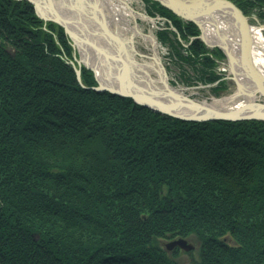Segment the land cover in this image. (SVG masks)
Masks as SVG:
<instances>
[{
	"label": "trees",
	"instance_id": "16d2710c",
	"mask_svg": "<svg viewBox=\"0 0 264 264\" xmlns=\"http://www.w3.org/2000/svg\"><path fill=\"white\" fill-rule=\"evenodd\" d=\"M144 1L166 20L158 38L181 81H220L219 94L223 52ZM231 1L264 20V0ZM74 50L30 2L0 0V264H181V251L264 264V121L163 115L89 88L85 67L83 87ZM179 238L198 246L161 244Z\"/></svg>",
	"mask_w": 264,
	"mask_h": 264
},
{
	"label": "water",
	"instance_id": "95a60500",
	"mask_svg": "<svg viewBox=\"0 0 264 264\" xmlns=\"http://www.w3.org/2000/svg\"><path fill=\"white\" fill-rule=\"evenodd\" d=\"M30 2L37 13V15L44 20L45 22H53L57 23L64 27L66 32L70 35L71 39L74 41L73 47L77 49L81 55V59L77 60L76 65L74 62H71V65L76 71L77 78L81 86L86 87L82 81L81 76V65L83 64L87 68L92 69L95 72V77L97 79V86L89 87L96 91H109L113 94L123 96V97H130L132 98L135 103L145 106L154 112L161 113L163 115H168L171 117H175L178 119H182L185 121H213V120H261L264 121V72L261 71L255 64L253 59V47L255 46L254 39H253V28L249 22L248 16L244 14V12L240 9V7L235 4L231 0H154L162 4L163 6L172 10L174 14L182 18L186 22L195 23L201 31V35L196 37L201 39L206 45L210 48L219 47L221 48L226 57H227V64L229 63L230 66V74H232V78L235 82L237 87V95L241 96V86L240 81L236 77H240L241 80L247 79L253 88V93L248 94L249 99L253 102H247L242 105L240 108L235 107H228V105L223 108H215V107H207L204 105L203 102H199L196 100H191L185 94L181 93L180 89H176L179 94L174 93L173 91H163L159 88H152L150 84L147 86L143 85L140 87V83L138 81L137 85H133L131 78L129 75L124 73L123 69L122 72L118 73V77L115 82H105L103 83L98 71L95 67L89 66L85 56H82L84 53L83 45L81 42L76 40V34L73 32V28L77 27L76 23L72 22L68 18L65 19L61 16H54L51 14L46 13L38 1L36 0H27ZM217 15H220L222 18H218ZM229 15H233V19L228 18ZM81 17L79 16V19ZM218 19L217 21H222L225 25L232 27L233 30L231 33L232 38L229 39L231 42V46L234 48H229L226 45V41L224 44L220 43H212L208 41L206 35L205 26L211 24V20ZM78 19V20H79ZM218 23V22H216ZM229 24V25H228ZM103 27H105V23H103ZM218 27V26H217ZM216 28V27H215ZM216 32L219 34L218 28ZM222 34V33H220ZM224 35V34H223ZM223 37V36H222ZM226 36L223 38L225 39ZM195 39V37L193 38ZM118 40V39H117ZM117 40H114L116 43ZM226 40L228 38L226 37ZM87 43V42H86ZM95 49L100 48L96 44L90 43ZM116 44H110V47L115 50ZM123 45L120 43L119 45ZM103 47V46H102ZM101 47V48H102ZM132 47L131 53L134 54L132 57L136 56L135 48ZM102 51V50H100ZM97 52V50H96ZM99 52V51H98ZM130 53V54H131ZM129 54V55H130ZM116 54H114L115 56ZM129 55H127L129 57ZM118 56V58H117ZM105 57V52H104ZM98 58V57H97ZM114 63L117 66V70L120 72V64L122 61L120 60L119 54H117L114 58ZM139 61V60H136ZM140 65H144L146 63L140 62ZM234 63V64H233ZM236 63V64H235ZM165 70V69H164ZM167 76V73L165 71ZM168 80V76H167ZM145 87V89H144ZM87 88V87H86ZM236 95V97H237ZM178 100V105L173 100ZM214 100H228L229 104L233 102L231 98L226 99H212ZM244 100V99H243ZM241 100L238 105L243 101ZM234 103V102H233ZM229 108L228 110H225ZM176 247L188 252L195 248V245L188 242L187 239L179 238L173 241H170L166 244V248L168 250H172Z\"/></svg>",
	"mask_w": 264,
	"mask_h": 264
},
{
	"label": "bare ground",
	"instance_id": "6f19581e",
	"mask_svg": "<svg viewBox=\"0 0 264 264\" xmlns=\"http://www.w3.org/2000/svg\"><path fill=\"white\" fill-rule=\"evenodd\" d=\"M36 1H38L42 9L48 14H51L54 16L58 15L65 19H67L68 16H69L68 19L75 18L74 23H76L75 25H77V27L75 28L74 26L73 32L77 36L76 40L78 42H81V44L83 45V49L85 46V49L83 51L84 54L82 56H85L84 58H86L89 66L96 68L103 83H105L106 81L115 82L116 80H118L117 79L118 73L120 75V73L122 72L121 70L123 69L124 73L129 75V78H131V81L135 82V83H132L134 86L137 85L139 82L140 87H142L143 85L147 86L148 84H150L152 88L156 87V88L162 89L165 92L173 91L174 93L179 94L178 91L174 87H172V85H170L169 80H167L165 70L163 66L161 65L160 58L158 56V48H157L158 43H157L155 36L152 34V32L149 34H145L138 27H132L128 23L127 17L129 16V13H131L134 16V12L132 11V8L130 6L129 8H126L127 5L126 7L125 6L122 7L116 4L114 0H107L109 11H112L111 8H113L115 9V12H113L114 19H110L111 21H106V22L110 24V22H112L113 20L117 25H119V32H118V35H116L114 34L113 30L109 28V25L106 23H105V26H106L105 28L107 30L104 29L105 30L104 31L101 29L100 32H96V29L91 25V21H89L91 20L90 18L86 16H81L78 13H74L73 11L70 12L68 9H67L69 12L68 16L67 17L63 16L64 10H66V6H64L63 4L53 3L51 0H36ZM79 1H81L80 3L82 4L83 0H79ZM104 1L105 0H103L102 2ZM121 1L126 2V0H121ZM90 3H93V2H90ZM79 16L81 17L80 19H79ZM118 17H121V19H123V21L125 22L124 27H122L123 26L122 22L120 21V19H118ZM217 17L222 18L220 15H217ZM228 18L233 19V15H229ZM217 20H218L217 18H216V21L212 19L211 24H208L205 26L208 41L212 43L215 42V43H220V44H224V42L226 41L225 43L226 45H228L229 48L231 49L234 48L231 46V42H229V39L232 38L231 37L232 35L230 32H232L233 28L229 26L227 28L225 27L227 25H225L222 21L219 22ZM79 24H82V25H79ZM217 28L219 30V34L216 32ZM129 29L133 31L132 36H135V34L137 33L141 35L142 37H144V40L149 44L148 46H150V49H152L153 54H154V55H151L153 57H150L151 59L150 62H147L144 65H140L139 61H136L137 58L132 57V55L135 54V53L134 54L131 53L132 51L131 46L133 45V43L124 42L118 37V36L123 37L126 34H128ZM106 32L108 33V35L106 34ZM263 32H264V25H260L259 27L254 26L252 33H253V39H254L253 44H255V46L253 47L252 53H253V59H254L256 66L261 71L264 72V35H263ZM222 36L223 37L226 36L228 40H226V37L224 39ZM117 37L119 38V40H117L118 39ZM114 40H117V44L111 43V42H115ZM90 43H92L93 45L96 44L100 48L95 49ZM120 43H123V45L122 44L119 45ZM71 44L73 45V43ZM110 44L117 45L115 46V50H113V48L110 47ZM208 48L209 49H219L225 55L224 51L219 47H214V48L208 47ZM104 52H105V57H104ZM114 54L116 55L119 54L120 60L122 61V63H119L120 72L117 70V66L114 63L115 62L114 59L111 58V56L113 58L116 56V55L114 56ZM127 55H129V57ZM225 65L227 68L230 67L229 63ZM236 78H238V80L240 81L239 83L241 86V90H240L241 96L240 97L242 98V100L244 99L239 105H237V107H235V108H240L242 105L244 106V104H246L247 102H253L251 101V99H249L250 96H248V94L253 93L252 92L253 88H252L251 83L247 79L243 78L241 80L240 77H236ZM173 100L176 102V105H178L179 103L178 100H175V99ZM203 103L207 107H215V108H223V107L226 108V106L229 105L228 100H214L212 102H203ZM228 109L229 108L225 110H228Z\"/></svg>",
	"mask_w": 264,
	"mask_h": 264
},
{
	"label": "rangeland",
	"instance_id": "374dc122",
	"mask_svg": "<svg viewBox=\"0 0 264 264\" xmlns=\"http://www.w3.org/2000/svg\"><path fill=\"white\" fill-rule=\"evenodd\" d=\"M51 1L53 3L63 4L64 6H66V10L68 9L70 12L73 11L74 13H78L81 16H86V17L90 18L91 20H89V21H91V25L96 29V32H100L101 29L104 30L103 23L108 24L106 21H111L110 19H114V16H113L114 13L113 12H115V9L111 8L112 11H109V7L107 5L108 4L107 0H105L104 2H102L103 0H97V1H95V0H89V1L83 0L82 1L83 5L80 3L81 1H79V0H51ZM90 2H93V3H90ZM114 2L116 4L122 6V7H124V6L126 7V5H127L126 8H129V6L132 8V11L134 12V16L131 13H129V16L127 17V21L132 27H138L145 34H149L152 32V34L155 36L157 43H158L157 48H158V56L160 58V62H161V65L163 66V68L165 69V71L167 73L169 83H170V85H172V87H174L178 90L180 89L181 93L185 94L188 98H190L191 100L199 101V102H212V99H226V98L229 99V98H231L234 103L233 102L230 104L228 103L229 104L228 107H230V106L235 107L242 100V98L239 95H237V97H236V94L238 91L237 87H236L235 82L232 78V74H230V67L227 68L225 65L228 62L227 57H225V59L222 60V63H220V66L218 68L221 71V73L224 74V77L222 78V80L226 81V87L221 89L219 94H215L212 91V87L216 86L220 81H218L214 84H208V85H204V84L191 85L190 83H187V82L185 83V82L181 81V78H180V73H181L180 67L178 66V64L173 63L170 60L169 47L162 44L158 38V32L165 28V25H166L165 18H163L160 15H157V16L149 15V13H148L149 5L144 0H126V2H122L121 0H114ZM63 8H65V7H63ZM66 10H64V13H63V16H65V17H67L69 14L68 10L67 11ZM247 16H248L249 22L252 26L259 27L260 25H264V20H262V18L257 13L252 12L251 14H249ZM118 19H120V21L122 22V25H123L122 27H124L125 22L123 21V19H121V17H118ZM69 20L74 22L75 18L69 19ZM45 23L47 24L50 22H45ZM114 23L115 22L112 20V22H110V24H108V25H109V28H111V30H113L114 34L118 35L119 25H117L116 23L114 24ZM57 25H59V24H57ZM79 25H82V24H79ZM225 27H227V26H225ZM63 29H64V27H63ZM174 30H175V28H174ZM64 31L68 35L70 42L71 43L74 42L71 39L70 35L66 32L65 29H64ZM106 34L108 35L107 32H106ZM132 35H133V31L131 29H129L128 34H126L123 37H120V36H118V37L121 40H123L124 42H132L133 43V46H134L135 51H136L137 60H139L141 63L142 62H144V63L150 62L151 61L150 57H153L151 55H154V54H153L152 49H150V46H148L149 44L144 40V37H142L141 35H139L137 33L135 34V36H132ZM200 35H201V31H200ZM263 35H264V32H263ZM119 38H118V40H119ZM74 53H75L76 58L72 62H74L76 65H78L77 60L81 59V55L77 49L74 50ZM224 56H226V55H224ZM222 64H224V65H222ZM83 67L87 68L83 64L81 65V67H80L81 68V76H82V68ZM87 69L92 71V73L95 77V72L90 68H87ZM187 70H189V69H187ZM153 75H154V73H153ZM189 75H190V77H192V75L190 73H189ZM95 79H96V77H95ZM96 81H97V79H96ZM187 240H188V242L198 246L197 241L194 238H189ZM168 242H169V240L165 239V240L161 241V244L165 246ZM194 257L197 258V251L196 250L194 251ZM177 260L181 264H192L190 256L188 254H185L183 251L180 252V256L178 257Z\"/></svg>",
	"mask_w": 264,
	"mask_h": 264
}]
</instances>
